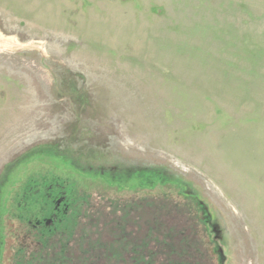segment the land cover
<instances>
[{
    "label": "rangeland",
    "instance_id": "obj_1",
    "mask_svg": "<svg viewBox=\"0 0 264 264\" xmlns=\"http://www.w3.org/2000/svg\"><path fill=\"white\" fill-rule=\"evenodd\" d=\"M49 185L75 264H264V0H0V264Z\"/></svg>",
    "mask_w": 264,
    "mask_h": 264
},
{
    "label": "flooded vegetation",
    "instance_id": "obj_2",
    "mask_svg": "<svg viewBox=\"0 0 264 264\" xmlns=\"http://www.w3.org/2000/svg\"><path fill=\"white\" fill-rule=\"evenodd\" d=\"M46 187H52V190L48 192L46 190L36 191L34 194L29 195L30 200L26 202L20 200L18 203L19 216L17 218L29 225L28 236L31 239L34 238L33 241L29 242V245L32 246V252L29 253V258L24 262L26 264H37L39 261H41L39 264H70V262L75 264L76 259L70 257L71 248H68V246L71 247V242L73 243L75 236V245V240L78 237L80 238V233L76 231L80 220L71 215L72 211L67 215L73 203L68 200L67 195L69 192L64 186L49 185ZM55 189H57L56 195L52 196ZM49 197L56 198L54 200L55 207L51 212L47 206ZM51 244L53 247L59 246V251L56 252L57 248L52 247L55 252L52 249L51 253L46 252L45 249L50 247ZM136 251H138V248L134 247L132 252L135 253ZM54 253H58L59 256H55ZM133 260L135 261V259ZM22 261L19 260L18 256L16 263L22 264Z\"/></svg>",
    "mask_w": 264,
    "mask_h": 264
},
{
    "label": "trees",
    "instance_id": "obj_3",
    "mask_svg": "<svg viewBox=\"0 0 264 264\" xmlns=\"http://www.w3.org/2000/svg\"><path fill=\"white\" fill-rule=\"evenodd\" d=\"M31 194V192H29L28 193V195H27V197L29 198V195ZM25 198V197H24ZM24 198H21L20 200H23V202H26V201H28V200H30V199H28V200H24ZM19 200V201H20ZM19 201L17 202V207H18V203H19ZM153 212H154V210H153ZM161 213V212H160ZM160 213H158V214H156V213H153V217H155V219H156V221H155V219H154V221H155V224H156V227L159 225L158 223H157V220H158V215L160 214ZM163 213V212H162ZM171 219H173V218H171L170 217V220ZM167 221H168V219H167ZM165 222V221H164ZM149 231L147 232V233H145L146 234V236L148 235V236H151V233L153 232V234H152V236H151V241H152V243H154V248L156 247V244H158V243H163V246H164V248H161V249H168L169 251H171L172 249L171 248H169V247H166V245L168 244L167 243V240H169L168 238H167V240H166V237H164L163 235L160 237V238H158L157 239V237H155V234H154V227H151L150 229H148ZM165 233V232H164ZM168 237H170V236H168ZM146 238V240H148V238L147 237H145ZM152 238H153V240H152ZM145 240V239H144ZM186 240V239H185ZM182 241V240H181ZM136 242H138V240L136 241ZM140 242H142L143 243V241L140 239L139 240V243ZM184 243V242H183ZM137 245V243H134V245ZM186 244L188 245L189 243L186 241ZM186 246V245H185ZM136 247V246H135ZM187 247V246H186ZM133 248V247H132ZM168 252V251H167ZM168 253H165L164 255H167ZM169 256V255H168ZM148 259L150 260V264L153 262V257H155V252L154 251H152V253L150 252V254L148 255ZM164 258L165 259H163V260H167V258L164 256ZM168 260H171V258H168ZM178 263H181V262H176V264H178ZM57 264V263H56Z\"/></svg>",
    "mask_w": 264,
    "mask_h": 264
}]
</instances>
